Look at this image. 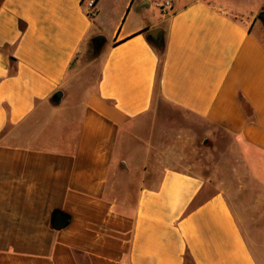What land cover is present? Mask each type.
I'll return each instance as SVG.
<instances>
[{"label": "crops", "instance_id": "1", "mask_svg": "<svg viewBox=\"0 0 264 264\" xmlns=\"http://www.w3.org/2000/svg\"><path fill=\"white\" fill-rule=\"evenodd\" d=\"M89 1L0 0V264H264L201 176L167 167L153 185L111 186L133 167L124 137L162 101L235 137L264 187V0H95L93 18ZM91 35L106 54L73 102Z\"/></svg>", "mask_w": 264, "mask_h": 264}, {"label": "rangeland", "instance_id": "2", "mask_svg": "<svg viewBox=\"0 0 264 264\" xmlns=\"http://www.w3.org/2000/svg\"><path fill=\"white\" fill-rule=\"evenodd\" d=\"M262 11L264 7L256 16ZM95 37H88L78 57L80 67L68 90L73 102L97 84L107 45ZM154 110L124 137L122 155L133 167L113 173L112 191L130 188V179L153 185L167 167L199 175L210 188L227 194L250 241L256 243V254L264 257V187L249 175L235 137L162 101ZM141 164L146 167H136Z\"/></svg>", "mask_w": 264, "mask_h": 264}, {"label": "water", "instance_id": "3", "mask_svg": "<svg viewBox=\"0 0 264 264\" xmlns=\"http://www.w3.org/2000/svg\"><path fill=\"white\" fill-rule=\"evenodd\" d=\"M258 17L264 21V11H262L258 15ZM146 36L152 39L158 46L164 43V30L162 28H155L149 30ZM95 38L101 42L105 37L103 35H98ZM62 95H63L62 91H57L56 94L53 96V100L56 101L57 103H60ZM54 222L57 226H63L68 222V217L66 214L60 213L54 218Z\"/></svg>", "mask_w": 264, "mask_h": 264}, {"label": "trees", "instance_id": "4", "mask_svg": "<svg viewBox=\"0 0 264 264\" xmlns=\"http://www.w3.org/2000/svg\"><path fill=\"white\" fill-rule=\"evenodd\" d=\"M164 47L162 46H158L157 48V53H158V57H159V63H160V67L164 61V56H165V51H164ZM185 264H195L194 259L192 258V256L190 255V253H186L185 254Z\"/></svg>", "mask_w": 264, "mask_h": 264}, {"label": "built area", "instance_id": "5", "mask_svg": "<svg viewBox=\"0 0 264 264\" xmlns=\"http://www.w3.org/2000/svg\"><path fill=\"white\" fill-rule=\"evenodd\" d=\"M95 5H96V1L95 0H91L87 3V12L88 15H90L92 18L96 16L97 11L95 9ZM161 8H165V7H170L171 6V2L170 1H166L163 4L159 5Z\"/></svg>", "mask_w": 264, "mask_h": 264}]
</instances>
